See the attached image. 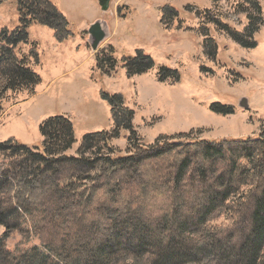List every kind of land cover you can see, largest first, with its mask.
Instances as JSON below:
<instances>
[{
	"label": "trees",
	"instance_id": "16d2710c",
	"mask_svg": "<svg viewBox=\"0 0 264 264\" xmlns=\"http://www.w3.org/2000/svg\"><path fill=\"white\" fill-rule=\"evenodd\" d=\"M243 1L256 11L248 16H261L259 0ZM17 6L20 26L0 34V114L9 92H33L42 82L30 58L19 51L18 45L28 42L29 27L47 26L60 42L74 36L69 20L51 1L17 0ZM170 12L164 6V22ZM249 26L245 34L233 35L253 48L252 22ZM205 44L213 51L210 38ZM114 61L113 56L97 57L102 70ZM124 66L134 76L156 64L138 49ZM158 73L162 81L177 74L166 66ZM102 98L111 106L115 131L133 132L130 155L116 154L107 131L85 135L77 155L68 154L76 137L65 115L42 122V146L15 137L0 141V225L5 228L0 261L125 264L134 253L146 264L197 263L199 251L192 253L178 239L188 240L213 225L206 232L214 233L211 239L225 254V264H257L264 244V129L247 139L179 142L162 137L144 146L137 143L135 112L123 96L102 92ZM222 219L226 224L218 225ZM15 232L27 240L35 235L46 251L26 249L25 240L7 249Z\"/></svg>",
	"mask_w": 264,
	"mask_h": 264
},
{
	"label": "rangeland",
	"instance_id": "374dc122",
	"mask_svg": "<svg viewBox=\"0 0 264 264\" xmlns=\"http://www.w3.org/2000/svg\"><path fill=\"white\" fill-rule=\"evenodd\" d=\"M49 1L65 14L74 36L60 42L47 26L29 27L28 42L19 44V51L30 58L42 82L33 92L8 93L0 114V141L15 137L29 146H42V122L65 115L76 137L68 154L77 155L85 135L107 131L116 154L130 155L133 145L128 138L133 132L115 131L111 106L102 92L122 95L125 106L134 110L137 143L144 146L162 137L179 142L247 139L264 129V0H259L261 16L254 19L248 15L254 17L255 9L243 0H113L108 10L99 0ZM164 6L172 11L165 22ZM98 20L108 34L94 51L89 28ZM251 22L256 45L248 48L233 34H245ZM19 26L17 0H4L0 34ZM208 38L213 51L205 44ZM138 49L156 66L130 76L125 59ZM103 56H113V67L108 63L98 68L97 57ZM161 66L177 74L162 81ZM217 223L226 224L225 219ZM210 227L215 228L207 225L188 240L178 239L192 253L199 251L200 261L189 264H225V254L211 239L214 233L206 232ZM4 233L0 225V238ZM24 240L26 249L46 251L35 235L27 240L20 232L7 239V249L15 250ZM133 254L120 261L146 264ZM257 264H264V244Z\"/></svg>",
	"mask_w": 264,
	"mask_h": 264
},
{
	"label": "water",
	"instance_id": "95a60500",
	"mask_svg": "<svg viewBox=\"0 0 264 264\" xmlns=\"http://www.w3.org/2000/svg\"><path fill=\"white\" fill-rule=\"evenodd\" d=\"M112 1L113 0H99L103 10H108ZM107 34V29L99 20L90 26L89 35L91 46L94 51L98 50L100 44L106 39Z\"/></svg>",
	"mask_w": 264,
	"mask_h": 264
}]
</instances>
